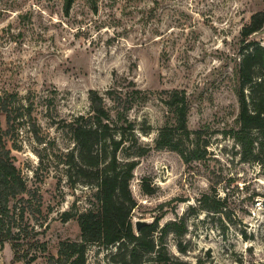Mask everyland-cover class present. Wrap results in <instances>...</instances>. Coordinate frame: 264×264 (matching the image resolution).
Instances as JSON below:
<instances>
[{
	"label": "rangeland",
	"instance_id": "obj_1",
	"mask_svg": "<svg viewBox=\"0 0 264 264\" xmlns=\"http://www.w3.org/2000/svg\"><path fill=\"white\" fill-rule=\"evenodd\" d=\"M68 4L0 0V94L18 93L13 116L24 113L4 139L32 191L26 219L47 245L46 252L30 250L38 255L30 264H53L49 256H57L61 241L80 240L77 214L95 201L92 188L68 181L63 153L73 141L58 121L88 112L91 89L103 93L129 81L147 95L130 112L152 125L146 140L153 143L160 128L173 127L174 115L162 102L173 89L187 92L188 126L203 129L209 140L202 160L185 162L175 150L153 148L134 170L133 222L159 221L155 236L169 257L162 263L264 264V165L243 161L226 133L239 128L241 30L264 11V0ZM250 39L264 44V29ZM1 122L7 131L6 113ZM205 194L221 199L218 211L200 209ZM170 221H178L177 231L160 239ZM115 250L91 244L87 264H114ZM14 255L5 243L0 264H26Z\"/></svg>",
	"mask_w": 264,
	"mask_h": 264
},
{
	"label": "trees",
	"instance_id": "obj_2",
	"mask_svg": "<svg viewBox=\"0 0 264 264\" xmlns=\"http://www.w3.org/2000/svg\"><path fill=\"white\" fill-rule=\"evenodd\" d=\"M68 1L70 5L73 0ZM263 28L264 11H257L241 30L239 128L226 133L239 145L243 161L264 165V44L250 39ZM146 97L145 91L133 81L125 85L118 83L103 93L91 89L88 112L58 121L59 127L73 141V146L63 153L68 181L72 186L92 188L95 201L77 214L81 239L61 241L57 256H49L53 264H87L91 244L108 249L115 247L111 255L114 264L169 260L162 240L158 241L155 236L159 221L141 226L139 232L135 229L132 213L137 201L131 189L134 170L139 159L153 148L175 150L185 162L202 160L207 157L209 140L204 137L203 129L189 128L191 103L187 92L180 89L168 91L162 99L174 115L173 127L160 128L153 143L146 140L144 137H150L153 132L152 125L147 120L140 123L130 115ZM17 100L18 93L0 94V249L9 242L15 260L30 264L38 257L37 252L33 254L30 250L37 246L41 252H46L47 245L40 241L38 231L26 219L29 212L26 195H31L32 191L11 160L4 139V134L15 127L18 116L24 114L13 116V112L19 110ZM2 113H6L7 131L2 128ZM26 114L31 116V110ZM200 204V209L218 211L222 201L205 194ZM177 226L178 221L168 222L160 229V239L176 232ZM23 241L27 245L25 254L20 253Z\"/></svg>",
	"mask_w": 264,
	"mask_h": 264
},
{
	"label": "water",
	"instance_id": "obj_3",
	"mask_svg": "<svg viewBox=\"0 0 264 264\" xmlns=\"http://www.w3.org/2000/svg\"><path fill=\"white\" fill-rule=\"evenodd\" d=\"M264 29V28H263ZM153 221H148V220H136L134 223L135 229L136 231H140L141 226L146 225V224H150Z\"/></svg>",
	"mask_w": 264,
	"mask_h": 264
},
{
	"label": "built area",
	"instance_id": "obj_4",
	"mask_svg": "<svg viewBox=\"0 0 264 264\" xmlns=\"http://www.w3.org/2000/svg\"><path fill=\"white\" fill-rule=\"evenodd\" d=\"M153 256H155V254H153ZM143 264H164V263L159 262L157 260L149 259V260L145 261Z\"/></svg>",
	"mask_w": 264,
	"mask_h": 264
}]
</instances>
